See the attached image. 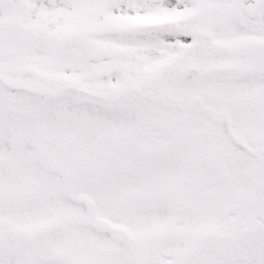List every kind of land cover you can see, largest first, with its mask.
Masks as SVG:
<instances>
[{"label": "snow or ice", "instance_id": "1", "mask_svg": "<svg viewBox=\"0 0 264 264\" xmlns=\"http://www.w3.org/2000/svg\"><path fill=\"white\" fill-rule=\"evenodd\" d=\"M0 264H264V0H0Z\"/></svg>", "mask_w": 264, "mask_h": 264}]
</instances>
